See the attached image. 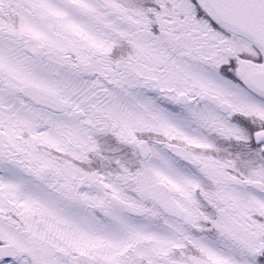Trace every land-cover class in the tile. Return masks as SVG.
I'll use <instances>...</instances> for the list:
<instances>
[{
	"label": "snow or ice",
	"instance_id": "6c2138e0",
	"mask_svg": "<svg viewBox=\"0 0 264 264\" xmlns=\"http://www.w3.org/2000/svg\"><path fill=\"white\" fill-rule=\"evenodd\" d=\"M0 264H264V0H0Z\"/></svg>",
	"mask_w": 264,
	"mask_h": 264
}]
</instances>
